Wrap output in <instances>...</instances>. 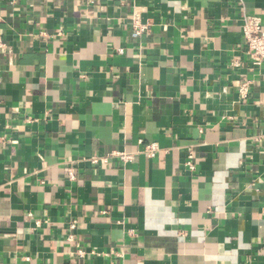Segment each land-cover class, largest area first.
Masks as SVG:
<instances>
[{
	"label": "crops",
	"instance_id": "crops-1",
	"mask_svg": "<svg viewBox=\"0 0 264 264\" xmlns=\"http://www.w3.org/2000/svg\"><path fill=\"white\" fill-rule=\"evenodd\" d=\"M244 14L264 28V0H0V264H264ZM139 141L159 154L90 162Z\"/></svg>",
	"mask_w": 264,
	"mask_h": 264
},
{
	"label": "built area",
	"instance_id": "built-area-1",
	"mask_svg": "<svg viewBox=\"0 0 264 264\" xmlns=\"http://www.w3.org/2000/svg\"><path fill=\"white\" fill-rule=\"evenodd\" d=\"M242 4V0H234ZM145 9L142 7H135L130 16V23L132 27V35L136 38L140 37L144 33H149L151 30V22L142 19V14ZM242 49L244 57L247 62H249L253 67L260 68L264 64V28L261 23V19L256 15L244 14L242 17ZM122 53V50H118ZM232 65L237 67L238 62H233ZM251 82L248 79L243 78L238 86V97L240 100H245L250 91ZM139 149L135 152H112L104 157H93L90 162L93 165L105 164L109 160H117L122 164L130 163L134 160L135 156L138 154H143L147 159L155 158L159 152L160 148L156 142L143 143L138 142ZM185 166L190 172H195L196 165L194 163V155L192 151L186 153ZM69 180H74L75 175L72 169L68 170ZM76 227L74 222L69 224V230L72 231ZM69 242H72V236L68 238ZM79 258L84 257V253L78 251Z\"/></svg>",
	"mask_w": 264,
	"mask_h": 264
}]
</instances>
